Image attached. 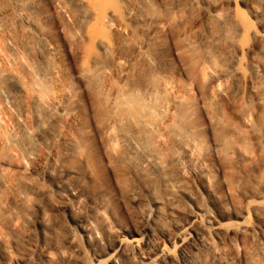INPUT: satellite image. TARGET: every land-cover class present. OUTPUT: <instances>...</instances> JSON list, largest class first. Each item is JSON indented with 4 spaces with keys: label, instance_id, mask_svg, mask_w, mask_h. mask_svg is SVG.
Listing matches in <instances>:
<instances>
[{
    "label": "bare ground",
    "instance_id": "6f19581e",
    "mask_svg": "<svg viewBox=\"0 0 264 264\" xmlns=\"http://www.w3.org/2000/svg\"><path fill=\"white\" fill-rule=\"evenodd\" d=\"M236 2L0 0V264H236L239 235L264 264L210 176L237 210L264 189V34Z\"/></svg>",
    "mask_w": 264,
    "mask_h": 264
},
{
    "label": "rangeland",
    "instance_id": "374dc122",
    "mask_svg": "<svg viewBox=\"0 0 264 264\" xmlns=\"http://www.w3.org/2000/svg\"><path fill=\"white\" fill-rule=\"evenodd\" d=\"M236 3L237 4L235 5L237 6L233 7V11H235V13L238 14L241 19L253 26L255 30L264 34V15L257 17L250 13V7H253L259 11H264V0H237ZM2 34H4V31L3 28L0 27V36ZM0 52H2V50ZM3 55L5 57L3 56L4 59L2 57L3 61L1 63H3V65H6V67L11 66L9 65L11 64V62H9V54H6L4 52ZM7 57L9 58V61H7ZM7 62H9V64ZM177 64L179 67H181L180 63ZM244 103L246 104V102ZM206 143L208 149L213 152L215 148L212 138L207 136ZM254 165V167L257 169V172H260L261 168L259 165H257V162ZM243 167L244 165L240 164L236 166V169L243 171ZM231 171L232 169L226 166L222 160L217 159L213 164L212 172H210V176L214 180L215 187L213 189L215 191V196L218 197V199H220L225 206V210H221V212L219 213V215L221 216L219 219V223H223L224 225H222L224 226V228H232L234 230L245 225L254 227L256 233L255 239L257 241V244L258 246L260 244L259 248L264 250V221L256 224L255 210V208H264V189L261 188V194L258 197L251 194L244 195V197H238L239 193L237 191L235 195L241 200V202L244 204L243 207L245 208L244 210H237L235 207V198L233 196V193L228 190L226 181V177ZM191 186L196 189L198 188V183H194ZM190 205L192 206V204L188 203V208L194 209L192 208L193 206L191 207ZM234 245L236 264H245L244 247L242 243V237L240 235L236 238ZM12 259H14V256H11L9 260L4 262L3 264H9L10 262V264H23L21 262H12Z\"/></svg>",
    "mask_w": 264,
    "mask_h": 264
}]
</instances>
